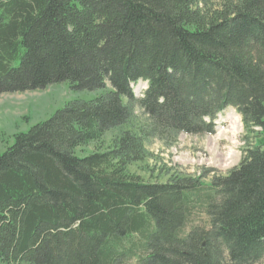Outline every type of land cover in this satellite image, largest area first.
I'll list each match as a JSON object with an SVG mask.
<instances>
[{
	"label": "trees",
	"instance_id": "trees-1",
	"mask_svg": "<svg viewBox=\"0 0 264 264\" xmlns=\"http://www.w3.org/2000/svg\"><path fill=\"white\" fill-rule=\"evenodd\" d=\"M63 82L105 93L0 153V264H264V0H0V94ZM230 108L248 148L227 176L130 172L150 138L213 135Z\"/></svg>",
	"mask_w": 264,
	"mask_h": 264
},
{
	"label": "rangeland",
	"instance_id": "rangeland-1",
	"mask_svg": "<svg viewBox=\"0 0 264 264\" xmlns=\"http://www.w3.org/2000/svg\"><path fill=\"white\" fill-rule=\"evenodd\" d=\"M147 88L145 81L132 86L137 98H142ZM109 90L111 86L107 84L106 91ZM104 93V90L75 91L70 82H63L33 92L0 94V153L13 144L15 134L26 133L33 126L49 120L68 103L91 101ZM134 113V126H148L149 118L139 107L134 109ZM216 125L213 135L180 134L171 142L150 138L145 143L148 152L146 161L132 165L130 172L141 176L147 183H165L172 177L191 176L209 184L215 177L227 176L245 156L247 134L241 116L232 108L217 118ZM128 128L132 129V125ZM117 133L107 134L101 143L79 150L78 155L87 156L98 150H108ZM192 223L202 225L205 217L194 216ZM140 257L142 255L139 254L127 264H139Z\"/></svg>",
	"mask_w": 264,
	"mask_h": 264
},
{
	"label": "bare ground",
	"instance_id": "bare-ground-1",
	"mask_svg": "<svg viewBox=\"0 0 264 264\" xmlns=\"http://www.w3.org/2000/svg\"><path fill=\"white\" fill-rule=\"evenodd\" d=\"M148 89V88H147ZM143 99V98H142Z\"/></svg>",
	"mask_w": 264,
	"mask_h": 264
}]
</instances>
